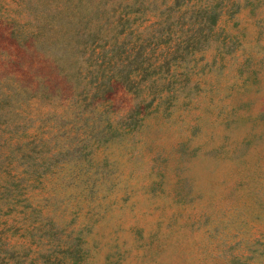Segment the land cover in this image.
Listing matches in <instances>:
<instances>
[{
	"label": "rangeland",
	"instance_id": "1",
	"mask_svg": "<svg viewBox=\"0 0 264 264\" xmlns=\"http://www.w3.org/2000/svg\"><path fill=\"white\" fill-rule=\"evenodd\" d=\"M171 1L0 0V264H264V0Z\"/></svg>",
	"mask_w": 264,
	"mask_h": 264
},
{
	"label": "trees",
	"instance_id": "2",
	"mask_svg": "<svg viewBox=\"0 0 264 264\" xmlns=\"http://www.w3.org/2000/svg\"><path fill=\"white\" fill-rule=\"evenodd\" d=\"M137 0H134V2H136ZM141 1H139L138 3H140ZM180 2V0H172L171 1V8L174 6V5H177L178 3ZM165 8H166V10H170V7H168L167 5L165 6ZM186 8H190V7H186ZM185 8V9H186ZM177 9H179V8H177ZM179 11V10H178ZM184 11H181L178 15H177V17H179L178 19H180L181 17H182V15L184 14L183 13ZM206 15H207V18H208V20H209V22L211 23V24H213L214 22H215V20H216V14H215V10L213 9V8H210V9H208V12H206ZM55 65H56V67L58 68L59 66H58V64H57V62H56V59H55ZM43 89H45V88H43ZM109 90H111V87L108 85V86H104L103 88H101V89H99V88H96L95 90H94V92L93 93H95L96 94V98H99V99H107V96L110 94L108 91ZM37 93L39 94V95H45V94H47L48 93V91L47 90H42V89H40V90H37ZM45 93V94H44ZM103 93H106V95H104L103 96Z\"/></svg>",
	"mask_w": 264,
	"mask_h": 264
}]
</instances>
